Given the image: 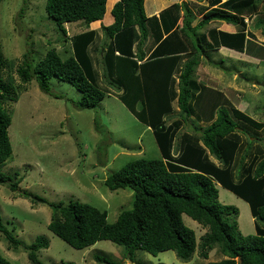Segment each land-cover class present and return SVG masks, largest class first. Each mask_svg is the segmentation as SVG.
<instances>
[{
	"label": "trees",
	"instance_id": "trees-1",
	"mask_svg": "<svg viewBox=\"0 0 264 264\" xmlns=\"http://www.w3.org/2000/svg\"><path fill=\"white\" fill-rule=\"evenodd\" d=\"M109 1L46 0L45 10L65 38V23L83 20L89 26L99 21L101 45L91 47L98 33L85 30L69 38L68 57L51 47L31 65L25 54L16 72L23 83L34 76L44 92L50 90V77L71 83L81 92L80 108H93L108 87L114 89L128 110L150 127L161 156L135 158L106 176L108 188L133 191L131 208L114 222L107 220L106 210L86 202H48L27 190H19L20 195L48 204L53 211L48 229L76 249L109 240L122 246L130 260L139 249L152 255L172 250L188 261L197 248L205 259L217 247L225 258L206 264H264V121L195 75L201 60L220 47L256 57L264 52L248 38L245 21L257 14L262 0H197L203 4L195 7L181 0L151 16L145 13L144 0H116L109 10L111 21L104 24ZM214 21L232 24L235 31L205 30ZM254 26L264 34V18L256 16ZM97 55L105 88L94 68ZM6 66L0 50V184L17 191L21 179L2 171L12 153L8 106L18 98L11 75L3 76ZM218 185L248 204L254 233L237 231L238 211L219 202ZM183 214L207 228L199 244ZM0 234L11 248L21 246L32 264L40 263L37 252L48 246L43 236L22 243L1 217ZM94 258L120 264L101 255ZM0 264L13 263L0 254Z\"/></svg>",
	"mask_w": 264,
	"mask_h": 264
},
{
	"label": "rangeland",
	"instance_id": "rangeland-1",
	"mask_svg": "<svg viewBox=\"0 0 264 264\" xmlns=\"http://www.w3.org/2000/svg\"><path fill=\"white\" fill-rule=\"evenodd\" d=\"M45 1L0 0V50L8 62L2 73L3 76L11 75L18 93L17 100L8 106L11 121L7 130L12 153L2 171L16 174V178L21 179L17 191L0 184L3 223L24 244H30L38 236L47 239L48 246L37 252L39 264H106L97 262L95 255L120 264H206L225 258L215 247L205 259L199 256L197 248L188 261L179 259L172 250L152 255L139 249L134 252V260H130L124 255L122 246L109 240L76 249L48 229L53 214L48 204L33 203L30 198L20 195L19 190H27L48 202H86L106 210L107 220L114 222L121 211L131 208L133 191L108 188L104 183L106 176L135 158L161 156L150 127L128 110L114 89L108 87L109 92L93 108H80L77 101L81 92L67 81L50 77L49 92L40 89L34 76L22 82L16 69L25 54L31 65L51 47L66 58L72 54L69 38L89 29L96 30L99 36L91 47L101 45L103 34L99 21L89 26L83 20L67 22L65 38L48 16ZM114 1L107 4L104 24L109 23V10ZM179 2L181 0H145V13L158 15L161 10ZM188 2L194 7L203 4L197 0ZM254 16L245 18L248 38L264 47V34L261 28L254 26L256 16L264 18V0ZM209 27L235 31L234 25L222 21H214L205 30ZM235 53L224 47L210 51V58L201 60L195 75L206 85L223 91L240 110L264 121V52H260L259 57L246 52ZM97 57L94 68L100 85L105 88L101 81L100 56ZM217 188L219 202L238 211L237 231L242 235L254 233L248 204L222 186ZM182 217L195 231L199 244L207 228L185 214ZM0 254L13 264H32L24 249L21 246L11 248L2 234Z\"/></svg>",
	"mask_w": 264,
	"mask_h": 264
},
{
	"label": "crops",
	"instance_id": "crops-1",
	"mask_svg": "<svg viewBox=\"0 0 264 264\" xmlns=\"http://www.w3.org/2000/svg\"><path fill=\"white\" fill-rule=\"evenodd\" d=\"M114 2H115V1H114ZM114 2H113V3H114ZM144 3H145V0H144ZM146 15H147V16H150L151 14H149V15L146 14ZM152 15H153V14H152ZM110 21H111V18H110L109 22H110ZM221 48H222V47H220L219 50H220ZM224 48H226V47H224ZM228 49H229V48H228ZM230 52L236 54V53H235V50H233V49H230ZM236 52H238V51H236ZM237 54H238V53H237Z\"/></svg>",
	"mask_w": 264,
	"mask_h": 264
},
{
	"label": "water",
	"instance_id": "water-1",
	"mask_svg": "<svg viewBox=\"0 0 264 264\" xmlns=\"http://www.w3.org/2000/svg\"><path fill=\"white\" fill-rule=\"evenodd\" d=\"M238 262H241V258L240 257H237L236 258Z\"/></svg>",
	"mask_w": 264,
	"mask_h": 264
}]
</instances>
